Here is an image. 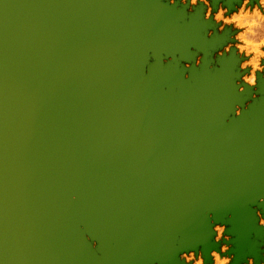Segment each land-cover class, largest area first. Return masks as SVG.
I'll list each match as a JSON object with an SVG mask.
<instances>
[{
    "label": "water",
    "instance_id": "obj_1",
    "mask_svg": "<svg viewBox=\"0 0 264 264\" xmlns=\"http://www.w3.org/2000/svg\"><path fill=\"white\" fill-rule=\"evenodd\" d=\"M187 17L162 0H0V264H182L218 249L213 221L236 261L258 256L264 97L234 116L231 63L208 68L222 39ZM191 47L204 60L185 80L162 57Z\"/></svg>",
    "mask_w": 264,
    "mask_h": 264
},
{
    "label": "clouds",
    "instance_id": "obj_2",
    "mask_svg": "<svg viewBox=\"0 0 264 264\" xmlns=\"http://www.w3.org/2000/svg\"><path fill=\"white\" fill-rule=\"evenodd\" d=\"M170 6L184 8L191 15L196 9L203 7V20L212 22L215 27L209 28L207 37L215 35L223 36L227 33V40L223 47L218 48L212 56L216 61L224 56H235L238 62L239 79L235 85L240 93L246 88L252 89V98L243 108L240 104L235 105V116L239 117L247 110L252 101L259 98L260 81L264 79V0H168ZM175 58L171 55L162 59V63L168 64ZM204 60L201 52L195 58L196 67H200ZM186 69L192 68L190 61H182ZM217 67L215 63L208 65L209 70ZM190 78V72H185L184 79ZM76 197L73 196V199ZM259 204L264 205V196L260 197ZM258 226L264 228V208L254 206ZM212 214L209 213L211 219ZM227 225L217 224L213 221L212 231L215 233V243L219 249L210 248L205 252L203 247L193 248L180 252L179 260L182 264H264V239L260 243V256H248L243 260L236 261L235 253H230L233 245L230 243L232 236L226 234ZM86 239L91 241L92 247L96 248L98 242L90 236Z\"/></svg>",
    "mask_w": 264,
    "mask_h": 264
},
{
    "label": "rangeland",
    "instance_id": "obj_3",
    "mask_svg": "<svg viewBox=\"0 0 264 264\" xmlns=\"http://www.w3.org/2000/svg\"><path fill=\"white\" fill-rule=\"evenodd\" d=\"M162 2L164 3V4H168V0H162ZM178 2H179V0H178ZM169 5V4H168ZM170 6V5H169ZM172 7H174V6H172ZM177 10H184L185 12H186V9H184V8H178V7H175ZM203 11H204V9H203V7L201 6L200 8H198V9H196L195 10V12L193 13V14H191V15H193V16H199L200 18V20H199V22L202 24V25H205V26H207L206 27V36H207V32H208V30H209V28H213V27H215V25L212 23V22H205L204 20H203ZM186 14H187V12H186ZM191 15H189V14H187V21H189L190 20V17L189 16H191ZM227 33H225L223 36H221V35H215V36H213L212 38H221L222 39V42H221V44L220 45H218L217 47H216V49H213L212 51H211V56L209 57V59H212V56H213V54L215 53V51L218 49V48H221V47H223V44L226 42V40H227ZM212 38H208L207 37V39H212ZM189 52H190V54H193V56H195L194 58H193V60H190V59H184V58H180V55L179 54H177V60L176 61H172L171 63H174V64H177L178 66H179V68L180 69H185V72H190L191 71V69H193V68H195V69H199L200 67H196V65H195V58H196V56L197 55H199L201 52L204 54V52L202 51V50H199V49H197V48H194V47H191L190 49H189ZM196 54V55H195ZM163 58H166V56H164L163 55V57H162V59ZM219 59H221V58H219ZM222 59H225V61L226 62H228V63H231V68H232V72H233V74H234V78H233V82H234V84H235V81L237 80V79H239V75H238V62L236 61V59H235V56L233 55V56H231V57H229V56H224V57H222ZM182 61H190L191 63H192V68L191 69H186L185 67H184V64L182 63ZM154 62V60H150V63H153ZM211 63H215L216 65H217V67H214L215 69H220L221 68V65L218 63V60H216V61H213L212 60V62ZM213 70V69H212ZM185 74V73H184ZM190 79V78H189ZM186 80V79H185ZM188 80V79H187ZM262 80H264V79H262ZM260 85H261V82H260ZM236 86V85H235ZM237 89V93L238 94H243L242 95V97H243V99H244V101H243V105L248 101V100H250L251 98H252V89H250V88H246V91L244 92V93H240L239 92V90H238V88H236ZM264 97V95L263 94H261L260 92H259V98L258 99H255V100H253L252 101V103H251V105H250V107L253 105V104H255V103H257V102H259L260 100H261V98H263ZM243 105H240L242 108H243ZM250 107L247 109V110H245V111H249L250 110ZM231 116H233V115H231ZM234 116H235V112H234ZM236 117V116H235ZM230 226H228L227 225V229L229 228ZM227 229H226V231H227ZM227 234V233H226ZM215 237V236H214ZM234 237L232 236V239H233ZM214 240V239H213ZM214 242H215V240H214ZM257 242L259 243V245H260V243H261V240L259 239V240H257ZM233 245V244H232ZM219 247H220V245H219ZM219 247H218V249H219ZM233 247H234V245H233ZM233 247H232V249H233ZM259 248V250L261 251V249H260V246L258 247ZM231 249V250H232ZM230 250V251H231ZM229 254H231V253H229ZM249 256V255H248ZM247 256V257H248ZM259 256H260V252H259V254H258V256H256L257 257V260H259ZM155 264H158V263H155Z\"/></svg>",
    "mask_w": 264,
    "mask_h": 264
},
{
    "label": "bare ground",
    "instance_id": "obj_4",
    "mask_svg": "<svg viewBox=\"0 0 264 264\" xmlns=\"http://www.w3.org/2000/svg\"><path fill=\"white\" fill-rule=\"evenodd\" d=\"M199 24H201V23L199 22ZM149 55H150V54H149ZM151 59L154 60V61L157 60V58H154L153 56L150 55V60H151ZM81 226H82V225H81Z\"/></svg>",
    "mask_w": 264,
    "mask_h": 264
}]
</instances>
